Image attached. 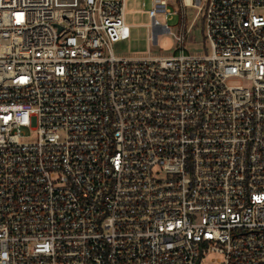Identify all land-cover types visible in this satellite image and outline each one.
<instances>
[{"label": "built area", "instance_id": "obj_1", "mask_svg": "<svg viewBox=\"0 0 264 264\" xmlns=\"http://www.w3.org/2000/svg\"><path fill=\"white\" fill-rule=\"evenodd\" d=\"M151 1L153 45L203 16L209 53L116 56L127 0H0V264H264V0Z\"/></svg>", "mask_w": 264, "mask_h": 264}, {"label": "rangeland", "instance_id": "obj_2", "mask_svg": "<svg viewBox=\"0 0 264 264\" xmlns=\"http://www.w3.org/2000/svg\"><path fill=\"white\" fill-rule=\"evenodd\" d=\"M151 0H127L125 5V23L129 27L130 37L128 40L114 46V54L118 57L144 58V57H167L180 54V50L186 55H204L209 53V45L204 39L202 29V17L196 21L183 48L179 49L176 43V36L179 35L180 17L173 15L171 19H165L164 15H158L157 19L163 25L170 28V33L159 34L157 45L152 42V20L149 17ZM171 12L176 11L173 6H168ZM196 15V10L188 9L186 13L187 27L191 24ZM21 139L22 143H34L37 141V134L31 130H25ZM210 256L205 264H212Z\"/></svg>", "mask_w": 264, "mask_h": 264}]
</instances>
